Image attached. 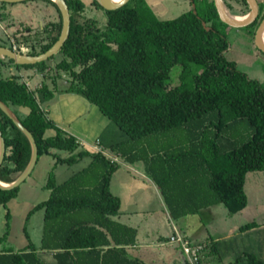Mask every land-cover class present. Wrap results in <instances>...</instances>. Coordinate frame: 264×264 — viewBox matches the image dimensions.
Listing matches in <instances>:
<instances>
[{
  "label": "trees",
  "instance_id": "obj_1",
  "mask_svg": "<svg viewBox=\"0 0 264 264\" xmlns=\"http://www.w3.org/2000/svg\"><path fill=\"white\" fill-rule=\"evenodd\" d=\"M32 1L52 7L55 19L49 25L53 28L35 34L24 28V32L11 37L17 52L18 44L24 43L31 49L25 55L37 56L58 40L62 20L52 1ZM223 1L232 15L248 13L245 0ZM65 2L70 31L55 55L33 65H18L0 57V100L34 137L37 161L46 155L56 165L71 164L88 157L91 165L104 167L106 173L95 188H87L79 177L90 165L60 184L50 172L43 187L49 192L48 198L36 204L25 218L23 232L28 243L19 251L0 249V264H50L43 253L51 254L55 264H145L127 251L136 241V229L117 220L121 203L110 191V184L120 163L81 145L57 127L43 107L54 97L58 79L68 83L65 91L84 97L121 131L125 140L110 147V153L125 162L137 160L134 148L126 149L128 143L185 130L187 140L180 157H196V165L190 167L197 168L202 176L194 177L193 185L197 183L196 187L203 189L198 191V206L190 214L218 204L230 214L241 212L247 205V174L264 172V87L225 58L229 44L219 27L228 26L219 20L214 1L192 0L194 8L171 20L158 19L144 0H130L112 11L105 10L99 0ZM263 18L264 8L259 6L257 19L247 26L253 29L252 35ZM243 122L250 132L240 143L230 135ZM0 131L5 143L0 182L10 184L28 166L31 145L1 109ZM61 152L68 155L61 158ZM148 167L147 172L163 186L167 179L163 168ZM20 186L0 189V206L7 208L17 199ZM82 210H89L92 219L76 217ZM41 211L44 227L38 249L30 240L27 226L34 213ZM6 218L0 244L9 236V213ZM59 220L69 224L67 230L56 224ZM254 228V224H247L242 230ZM198 246L203 253L204 246ZM243 261L264 264L261 256L248 252L229 264Z\"/></svg>",
  "mask_w": 264,
  "mask_h": 264
},
{
  "label": "rangeland",
  "instance_id": "obj_2",
  "mask_svg": "<svg viewBox=\"0 0 264 264\" xmlns=\"http://www.w3.org/2000/svg\"><path fill=\"white\" fill-rule=\"evenodd\" d=\"M144 1L160 20L174 19L194 8L191 0ZM257 1L261 9H263V0ZM30 3L34 2L29 0L23 5L16 4L12 7L14 11L12 10L9 14L0 13V44L12 47L10 40L5 37L7 34L5 30L9 33L8 26L11 25V22H16L27 28L31 27L30 34L40 31L41 19L43 27L48 30L53 28V26L47 25L50 16L48 17L46 13H40L36 7L37 4ZM219 28L229 44L227 51L224 53L225 58L228 61L236 63L240 71L245 73L250 79L258 80L264 87V55L255 47L254 35H252L253 29L250 27L238 29L225 26ZM18 45L19 52L23 54L31 51L29 46L24 43H19ZM177 73L178 69L176 68L172 72L171 81L173 83H176ZM67 84L66 80L58 79L54 100L51 101L50 99L46 101L43 107L47 110L50 108L51 102H58L60 99L56 98L64 94L73 101L66 102L62 106L64 108L67 106L71 108L72 106L71 116L76 121L82 118L84 119V125L89 127V125L96 126L97 118H103L105 122H108V127L101 137L102 143L100 146L103 152L112 154L110 153V147L125 140V136L113 123L100 114L96 106L74 91H65ZM63 99L62 97V102ZM76 101H79L82 105L81 110L78 108ZM48 117L50 120L52 119L53 123L56 122L55 118L52 117V113H48ZM236 129L230 136L232 139L242 143L249 135V128L243 122ZM186 138L187 133L185 130H177L150 136L127 144L126 149L128 151L131 150L129 148H134L133 154L137 160L134 163H128L119 158L120 166L111 177L110 191L121 196V209L125 211L137 210L138 205H131L129 198L135 197L140 187L145 189V187L150 185L152 188L149 187L152 191L149 195L148 212L138 215H126L125 219H130L131 224L140 226L143 239L148 244L156 242L158 238L163 239L165 243L168 242L169 235L173 231V224L178 228L183 227L187 221H190L193 223L192 225H195V228L198 227L201 230L202 239H198V241L204 246V250L207 249V251L211 249L210 240H216L220 237L219 235L232 234L231 237L223 239L224 241H216L217 245L216 243L212 244L214 246V253H212L214 262L223 264L235 263L237 257L243 254V252L255 253L264 259V172H251L247 175L245 183L247 205L241 212L230 214L223 205L218 204L212 205L210 208H201L196 213L190 214L198 206V191H203V189L196 187L197 183L193 185V182H196L194 177L199 178L202 176L201 173L199 174L197 168L195 170L190 167L196 165V157L195 159L189 157L185 160L180 157L181 150L186 145ZM67 155L68 153L66 152L60 153L61 158ZM113 156L116 157L115 155ZM90 163V159L85 157L71 164H57L52 169L50 166L42 167L39 168L40 172L38 174L39 176L41 174V177L36 175L37 179L35 182L31 181L33 180L32 177L26 179L20 186L18 199L13 201L11 205H7L8 211L3 206H0V237L6 229V214L8 212L11 213L10 216L12 217V221L10 220L11 217L9 218L10 229L14 230L12 240L7 239L3 241L0 244V249L18 251L28 243V240L21 231L23 218L35 204L48 198L49 192L41 189V187L46 183L50 172L53 180L57 184H60L90 165L92 167H89L88 171L82 173L79 177V182L86 185L87 188H95L101 177L106 173V169L97 164L91 165ZM147 165L156 169L163 168V174L167 175L163 186L160 187L155 182L153 175L147 172L149 170ZM36 170H38V167ZM41 212L34 213L27 227L30 240L38 249L41 245L44 227ZM89 214V210H82L77 213L76 217L89 220L92 219L91 214ZM122 217H125V215ZM181 217H186L185 219L187 220H182ZM121 221L122 223L125 222ZM55 222L62 227V231L67 230L69 227V224H63L61 220ZM247 224H254L255 229L242 230V227ZM180 229L182 232H185L182 228ZM193 241L194 243L196 242L195 240ZM205 242L206 244H204ZM42 257L47 261L49 259L46 254H43ZM244 262L238 264H244Z\"/></svg>",
  "mask_w": 264,
  "mask_h": 264
},
{
  "label": "crops",
  "instance_id": "obj_3",
  "mask_svg": "<svg viewBox=\"0 0 264 264\" xmlns=\"http://www.w3.org/2000/svg\"><path fill=\"white\" fill-rule=\"evenodd\" d=\"M30 1H32V0H30ZM32 2H34V3H30V4H35V5L37 4L36 7H37V9H39L40 13H43V14L46 13V14H48V17L50 15L51 16L54 15V12H53L54 10L47 3L42 2V1H32ZM263 2H264V0H263ZM16 4L23 5L24 3H13V4H8L6 6H2L0 4V13H3V14L8 13L9 14L13 10L12 7H14V5H16ZM10 19H13V18H10ZM40 22H42V24H43L42 19L40 20ZM42 24H40L39 29L44 28ZM8 27H9L10 31L8 33L5 30V33H7L5 35V37H7L8 40H10V43H12V40H13L11 36H13L16 33L19 34L21 32H24L23 29L27 28V27H24L23 25L17 24L16 22H14V23L11 22V25ZM30 28L31 27H29V29ZM31 30H32V28H31ZM0 43H1V41H0ZM62 97L64 98L63 102L61 101ZM56 99H60V100L58 102H55V101L51 102L50 108H48L47 110L45 108V111L49 114L52 113V117L55 118L56 122L54 124L57 127H59L60 129L67 132L69 135L74 136L77 140H81L84 143H86V146L94 144L96 141H99V143L101 145V143H102L101 137L103 136L104 132L106 131V128L108 127V122H105V120H103V118L99 117L96 119V124H95L96 126H93V125H89V127L85 126L84 125V119L81 118V119L76 121V119L73 116H71L72 106H71V108H69L68 106L66 108H64V106H62V105H65L66 102L73 101L70 97H67L64 94H62L61 96L57 97ZM52 100H54V97L51 98V101ZM76 103H78V108L81 110L82 105L79 103V101L78 102L76 101ZM55 165H56L55 160L52 157L50 158V156H46V155L40 157L39 160L37 161V163L35 164L34 168H33L32 175L30 176V177H32L33 180H31V181L35 182V180L37 179L35 176L39 174V172H40L39 168H42V167L45 168V167L50 166L52 169L55 167ZM37 167H38V170H36ZM39 177H41V174ZM246 178H247V176H246ZM245 183H246V180H245ZM129 184H131V183H129ZM44 185H42L41 189H43ZM149 186L145 187L146 190L142 189V187H140L139 192L136 194V196L133 198H129L131 205H134V204L138 205L137 210L132 209L129 211H125V210L121 209V207H120V214L117 217V220L125 221L123 224L131 226V227L135 228L137 231L136 241L133 245H130L127 248V251L132 258H137L145 264H184V258H183L178 247L170 244L169 241L165 243L163 241V239H161V238H158L157 241L152 243V244H148L143 239V234L141 233L140 226L136 225V224H131L130 219H125L126 215H138L141 213L148 212V208H149L148 202L150 199L149 195L151 194V191H152V189H151L152 187L150 186L151 187L150 188ZM112 193H113V195L117 196L120 199V203L122 204L121 196L119 194L114 193L113 191H112ZM17 199H15V200H17ZM15 200L10 201L8 205H11V203ZM5 209H6V211H8V206ZM8 213H9V215L11 214L10 212H8ZM41 213L43 215V212H41ZM26 215L23 218V225L21 228L23 235H24L23 230H24ZM123 215H125V217H122ZM185 218L181 217L182 220ZM10 220L12 221V217L10 218ZM185 220H187V219H185ZM30 221H31V219H30ZM30 221H29V223H30ZM29 223H28V225H29ZM121 223H122V221H121ZM192 224H193L192 222L187 221L183 227L181 226V227H178L177 229L180 230L181 234L184 235L187 239H189L191 241V243H193L195 245H198V244L201 245V243H199L200 241H198V239H200V240L202 239L201 230H199L198 227L195 228V225H192ZM200 225H202V224H200ZM175 227H177V226H175ZM180 228H182V230H185V232H182ZM13 231L14 230H11V229L9 230V236H8L9 240H12V238L14 236ZM219 236L220 237H218L214 241L210 240V242H211L210 251H207V249L203 250L204 251V253L202 254L204 256L203 264H223V263H219V262H214L215 260L212 259L213 258L212 253H214V248H213L214 246H212V244L216 243V245H217L216 241H224L223 239H227V238L231 237L232 234H228V235H224V236L219 235ZM193 240H195L196 242L194 243ZM208 241H207V243L209 244ZM204 244H206V242ZM25 246H22L19 250H22ZM43 254H46L48 256V258H49L48 262L50 264H55V261L53 260L51 254H49V253H43Z\"/></svg>",
  "mask_w": 264,
  "mask_h": 264
},
{
  "label": "water",
  "instance_id": "obj_4",
  "mask_svg": "<svg viewBox=\"0 0 264 264\" xmlns=\"http://www.w3.org/2000/svg\"><path fill=\"white\" fill-rule=\"evenodd\" d=\"M29 0H0L3 3H22ZM52 1L58 8L62 20L61 32L58 40L49 48L46 52L39 54L37 56H30L21 54L16 52L8 47L0 46V57L8 58L14 61L15 64L18 65H33L36 63L43 62L53 55H55L63 46L64 42L67 40L70 31V13L68 5L65 0H50ZM130 0H120L118 3H113L111 0H99L100 5L105 10H117L123 6H125ZM192 1V0H191ZM214 6L219 17V20L226 24L231 28H244L251 25L259 15V3L257 0H245L248 6V13L244 16H240L242 20L235 19L236 15L230 14L225 6L223 0H213ZM194 7V4H193ZM205 26V23H203ZM208 29V28H206ZM254 44L255 47L264 54V18L258 25L255 33H254ZM0 109L13 121V123L26 135L31 145V159L24 170V172L12 183L6 184L0 182V189L2 190H11L18 186H20L30 175L33 170L38 157L37 145L34 140V137L29 132L27 128L23 126V124L18 120V118L14 115V113L0 100ZM5 154V143L0 131V165L4 159Z\"/></svg>",
  "mask_w": 264,
  "mask_h": 264
},
{
  "label": "built area",
  "instance_id": "obj_5",
  "mask_svg": "<svg viewBox=\"0 0 264 264\" xmlns=\"http://www.w3.org/2000/svg\"><path fill=\"white\" fill-rule=\"evenodd\" d=\"M12 48L14 51L17 52V46L15 42L12 40ZM29 85V83H26ZM81 145H86L81 140H78ZM89 147L97 152H101L108 156L111 161L119 162V157H114L111 154H107L103 152L99 141H96L94 144L89 145ZM172 234L169 236V243L172 245H175L179 248L183 258H184V264H203L202 263V251L201 248L198 245H195L191 243L189 239H187L184 235L181 234V232L175 227L172 226Z\"/></svg>",
  "mask_w": 264,
  "mask_h": 264
},
{
  "label": "bare ground",
  "instance_id": "obj_6",
  "mask_svg": "<svg viewBox=\"0 0 264 264\" xmlns=\"http://www.w3.org/2000/svg\"><path fill=\"white\" fill-rule=\"evenodd\" d=\"M113 3H118L120 0H111ZM235 19L242 20V18H239V16H235Z\"/></svg>",
  "mask_w": 264,
  "mask_h": 264
},
{
  "label": "flooded vegetation",
  "instance_id": "obj_7",
  "mask_svg": "<svg viewBox=\"0 0 264 264\" xmlns=\"http://www.w3.org/2000/svg\"><path fill=\"white\" fill-rule=\"evenodd\" d=\"M53 12H54V11H53ZM54 15H55V14H54ZM54 15H53V16H51V15H50V20H48V21H49V23H48L47 25H49V24H50V21H52V20H54V19H55V16H54ZM49 26H51V25H49ZM43 29H45V27H44Z\"/></svg>",
  "mask_w": 264,
  "mask_h": 264
}]
</instances>
